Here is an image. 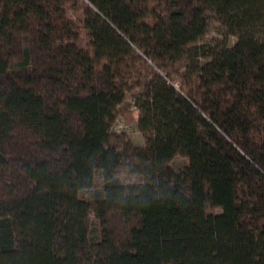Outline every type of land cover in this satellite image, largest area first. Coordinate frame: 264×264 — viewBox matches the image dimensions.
Listing matches in <instances>:
<instances>
[{
  "label": "trees",
  "instance_id": "obj_1",
  "mask_svg": "<svg viewBox=\"0 0 264 264\" xmlns=\"http://www.w3.org/2000/svg\"><path fill=\"white\" fill-rule=\"evenodd\" d=\"M0 264H264V0H0Z\"/></svg>",
  "mask_w": 264,
  "mask_h": 264
},
{
  "label": "rangeland",
  "instance_id": "obj_2",
  "mask_svg": "<svg viewBox=\"0 0 264 264\" xmlns=\"http://www.w3.org/2000/svg\"><path fill=\"white\" fill-rule=\"evenodd\" d=\"M225 30L223 25L211 14L209 18L208 31L204 36L203 41L209 42L213 38H224ZM236 41L233 36L227 37L228 46H232ZM176 87V83L173 84ZM139 111L133 102V95L130 94L127 98L118 106L117 117L112 125V132L118 134H124L135 146H142L144 144V138L141 132L137 128V118ZM186 164V159L181 155H176L170 165L174 169H178ZM91 217V216H90Z\"/></svg>",
  "mask_w": 264,
  "mask_h": 264
}]
</instances>
